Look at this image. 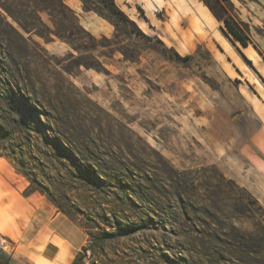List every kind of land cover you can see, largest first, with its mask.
<instances>
[{
	"label": "rangeland",
	"instance_id": "obj_1",
	"mask_svg": "<svg viewBox=\"0 0 264 264\" xmlns=\"http://www.w3.org/2000/svg\"><path fill=\"white\" fill-rule=\"evenodd\" d=\"M117 1L122 13L63 0L60 14L49 1L40 22L24 15L29 32L0 7V250L12 264H70L88 232L119 223L121 235L93 239L80 264H264V245L244 253L224 235L255 244L264 228V199L244 185L264 196L250 89L191 0ZM257 1L231 0L230 12ZM26 174L45 189L31 191ZM219 174L262 210L234 212L225 187L213 195Z\"/></svg>",
	"mask_w": 264,
	"mask_h": 264
},
{
	"label": "trees",
	"instance_id": "obj_2",
	"mask_svg": "<svg viewBox=\"0 0 264 264\" xmlns=\"http://www.w3.org/2000/svg\"><path fill=\"white\" fill-rule=\"evenodd\" d=\"M28 2L25 4H22L23 7L18 8L17 7H11L7 4H0V7L14 20L16 21L25 31L29 32L34 29L32 24L30 22L25 21V16L24 15H33L37 19V21L40 22V18L38 16L39 11H50V15L52 14L51 11H53V8H51L49 5V1L55 2L56 7H57V12L62 14L63 13V8L65 6L63 0H27ZM109 2L111 7H113V10L117 13H122L117 6L114 4V0H106ZM206 6L210 9L212 14L222 22V26H220V29L222 32L227 36V38L232 42V43H238L241 46H246L249 43H251V39L248 35V28L247 25L244 24L240 19L233 15L230 12V7H232L231 0H202ZM38 3V4H37ZM114 11H112V14H115ZM24 19V21L22 20ZM260 34L264 35V30H259L258 31ZM1 129L2 126H1ZM1 131V130H0ZM4 149V146H0V150ZM26 176L28 177L30 181V189L31 191L39 190L43 191L44 186L43 184L37 182L36 178H31L27 174ZM119 177L115 175L114 179H118ZM133 184H137L138 182L136 180H132ZM209 183V182H208ZM207 184V182H206ZM226 184V186H225ZM37 185V186H36ZM208 185V184H207ZM206 185V186H207ZM227 188L229 192H227V195L225 196V199L227 201V206L233 210L234 212H237L239 214L246 215L247 212L250 211V206H254L258 210H262V207L260 204H258L257 200L254 199L243 187H240L234 180L226 178L223 174H219V178L216 179V184L214 186V191L213 195H223L224 188ZM144 198L149 202L157 206V203L154 201L157 198H150L148 195H145ZM219 202L213 203L211 206L214 207L215 209V215L221 211V208L219 206ZM162 211L164 209L159 208ZM185 212V209H183ZM214 222L212 223L216 224L218 227H221L222 225L220 224V220H218L217 216L213 217ZM257 225H263L264 227V218L261 217L259 221L257 222ZM116 230L114 231H108V230H102L99 234L93 235L88 232V235L90 236V242L87 246H83L81 248L82 252H79L76 257L71 261L70 264H80L83 261L84 258V253L88 249V247L93 248L94 241L93 239L98 238L100 241H103L105 239H110L117 237L121 235V225L117 223L114 225ZM226 237L231 239L233 241V245H236L239 247L241 250H243L244 253H249V252H258L257 250L254 249V246L258 245L262 247L264 245V228L261 231L260 237L257 241V243L253 244L254 242L251 241L250 234L245 233V232H233L230 231L227 234H224ZM210 239L216 237L215 231L211 235H206ZM0 264H12L11 263V258L8 254H6L5 251L2 249L0 250Z\"/></svg>",
	"mask_w": 264,
	"mask_h": 264
},
{
	"label": "crops",
	"instance_id": "obj_3",
	"mask_svg": "<svg viewBox=\"0 0 264 264\" xmlns=\"http://www.w3.org/2000/svg\"><path fill=\"white\" fill-rule=\"evenodd\" d=\"M114 1L121 7L117 0ZM191 2L198 7L200 13L195 12L201 25H204L205 30L211 35V40L225 46L223 52L225 57L250 89V92H244L243 103L252 109L253 120L256 124L252 135V146L255 153L252 166L261 174V179L264 181V35L254 30V26L264 22V0H258L255 5L246 2L236 6L238 18L247 25L248 35L252 41L246 46L239 45L241 53L235 52L232 47L228 46L222 34L217 31L216 28H220V21L206 4L202 0H191ZM247 60L250 61V65L246 64ZM244 185L250 188L258 199H264L263 192L261 193L255 186L246 182Z\"/></svg>",
	"mask_w": 264,
	"mask_h": 264
},
{
	"label": "bare ground",
	"instance_id": "obj_4",
	"mask_svg": "<svg viewBox=\"0 0 264 264\" xmlns=\"http://www.w3.org/2000/svg\"><path fill=\"white\" fill-rule=\"evenodd\" d=\"M205 23V22H204ZM207 24V23H206ZM47 256V255H46ZM61 257H60V259H63V256L62 255H60ZM46 261V260H45ZM45 264H46V262H45Z\"/></svg>",
	"mask_w": 264,
	"mask_h": 264
},
{
	"label": "built area",
	"instance_id": "obj_5",
	"mask_svg": "<svg viewBox=\"0 0 264 264\" xmlns=\"http://www.w3.org/2000/svg\"><path fill=\"white\" fill-rule=\"evenodd\" d=\"M87 253H88V256H89V251H87Z\"/></svg>",
	"mask_w": 264,
	"mask_h": 264
}]
</instances>
